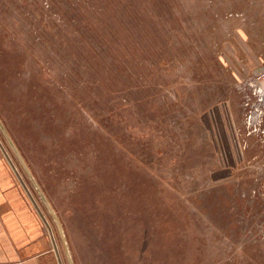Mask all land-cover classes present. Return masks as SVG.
Listing matches in <instances>:
<instances>
[{
	"label": "rangeland",
	"instance_id": "rangeland-1",
	"mask_svg": "<svg viewBox=\"0 0 264 264\" xmlns=\"http://www.w3.org/2000/svg\"><path fill=\"white\" fill-rule=\"evenodd\" d=\"M0 119L64 264L23 164L73 264H264V0H0Z\"/></svg>",
	"mask_w": 264,
	"mask_h": 264
},
{
	"label": "crops",
	"instance_id": "crops-1",
	"mask_svg": "<svg viewBox=\"0 0 264 264\" xmlns=\"http://www.w3.org/2000/svg\"><path fill=\"white\" fill-rule=\"evenodd\" d=\"M21 178L0 160V264H64L47 216Z\"/></svg>",
	"mask_w": 264,
	"mask_h": 264
},
{
	"label": "water",
	"instance_id": "water-1",
	"mask_svg": "<svg viewBox=\"0 0 264 264\" xmlns=\"http://www.w3.org/2000/svg\"><path fill=\"white\" fill-rule=\"evenodd\" d=\"M0 130L2 131L6 141L8 142L9 146L11 147L12 151H14V153L19 157V153L17 151V148L14 144V142L12 141V138L10 137L6 127L4 126V124L2 123L1 119H0ZM2 149V151L4 152V154L6 155L4 149L2 147H0ZM10 164L12 165L13 167V164L10 162ZM24 167V170L27 172V174L29 175L31 181L33 182V184L35 185L44 205L46 206L49 214L51 215L52 219L54 220L56 226H57V229H58V233H59V236H60V239H61V242H62V245H63V248H64V253L67 257V260H68V263L69 264H73V261H72V257H71V254H70V251H69V248H68V245H67V241H66V238H65V235H64V231L62 229V226L60 224V221H59V218L58 216L56 215V213L54 212L53 208L51 207L50 203L48 202V200L46 199L44 193L42 192L40 186L38 185V183L36 182V180L34 179V177L29 173V170L28 168L23 164L22 165ZM22 185L24 186L25 190L27 191V193L30 195L27 187L25 186L24 182L22 181V179H20ZM30 198L32 199L31 195H30ZM40 212V211H38ZM41 213V212H40ZM44 218V217H43ZM45 221V219H44ZM48 226V224H47ZM49 228V226H48Z\"/></svg>",
	"mask_w": 264,
	"mask_h": 264
}]
</instances>
